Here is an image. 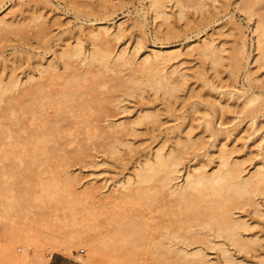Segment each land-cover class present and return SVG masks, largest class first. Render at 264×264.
I'll return each mask as SVG.
<instances>
[{"label": "rangeland", "instance_id": "rangeland-1", "mask_svg": "<svg viewBox=\"0 0 264 264\" xmlns=\"http://www.w3.org/2000/svg\"><path fill=\"white\" fill-rule=\"evenodd\" d=\"M173 1L166 0V7L164 6L166 16L157 17L154 16L149 0H0V77L4 81L11 77H17L22 82L26 81L27 83L25 82L26 84L21 86V91L19 90L21 93L25 91L27 86L29 87L30 82L27 81V78L30 75L35 81H42L43 78L38 77L39 72L49 62L53 65L52 69L63 74V76L75 68H79L81 72L88 68L86 64L79 62L77 57L62 60L60 52L80 40L85 54H87L92 46L88 36V31L92 27L110 25L117 28L120 24L119 37L110 36L108 42L111 44H107H110L112 51L118 53L124 49L126 55H132L130 57L135 58L132 59L133 62L123 64V66L121 61L111 62L110 66L114 70H110L108 75L104 77V80L107 81L99 80L104 84L98 82L99 86L93 85L97 90L92 91L94 93L92 94L94 97L90 99L92 102L86 96H83L84 101L81 96L84 90L91 92L93 86L91 85L92 87L89 86L91 88L86 89V83L89 84V82L83 78L80 80L84 84L80 80H78L80 85L77 84L79 91H77L78 97L77 95L75 97L79 100L76 101H84L85 103L88 100L89 103L91 102L90 110L94 108L100 114H97L95 110L91 111V113H96L90 119L96 116L98 120L94 119L97 121L93 120V122L99 125L100 129L104 130L103 127H106L107 132H111L112 127H115L116 130L113 129L116 132H114V137L120 139L115 144L117 140L115 141L113 137L104 139L101 133H97L99 130L96 129L97 137L94 136L95 139L93 138L92 141L97 139V142L103 144L106 141L105 145H108V141L114 140L112 143L117 147L114 152L107 149L108 146L105 145L93 147L91 140L87 142V149L82 152L75 143L72 145L63 142V137L62 142L65 147L60 145L62 147L60 149V146L57 145L59 147L53 149L55 144H50L48 146L50 149H47L52 150L48 153L50 155L53 153V157L50 155L48 157V153L43 154L47 155L48 158L39 155L35 159L36 163L32 159L35 165L29 161L31 156L24 153L20 154L19 151V153L17 152L20 154L19 158L15 156L17 153L15 155L8 154L10 152L7 153L6 160L3 158L5 156H0V159L3 158L0 160V170H2L1 172L6 171L5 176L0 174V177L2 176L0 181L3 184L0 185V189L3 192L6 191L4 193L6 196L11 193L10 197H1L2 207L10 204V202L14 204L16 200L23 201L20 205L22 207L15 205L18 209L15 206L14 209L12 207L7 211H4L2 207L0 208V217H2L0 220V264H15L17 263L15 261L16 256H19V259L26 258L28 264H48L49 254L55 253L64 255L78 264H154V253L151 254L153 252L151 248L153 249L152 238L157 236V232L154 233L151 227L154 226V223L162 220L165 222L164 219L169 218L167 216L166 218L160 217V207L154 208L157 205L160 206V202H155L157 203L155 204L147 198H141L142 201L138 199L133 201L134 199L131 198L132 200L129 201L135 204L132 203V205L129 202L123 205V208L129 212H134L137 209L141 213L146 211L147 215L144 213L147 217L146 223L151 225L148 228V233H153L152 237H149L151 242L149 239L147 240V244L150 243L151 245L143 243V248L141 247V252H139L141 254L133 257H128L117 249L108 250L104 247L95 246L92 239L80 236L79 228H82V224L78 225V222L87 216L86 211H84L87 206L93 203V205H98L102 202L105 194L113 190H121L122 183L127 179L135 180L136 169H139L143 160L152 156V153L159 146L167 153L171 148L175 149L181 145L178 141L182 142L188 137L196 140L198 144L200 143L201 146L194 145L184 155L183 165L179 172L180 176L175 181L178 183H181L185 176V165L192 166L196 160L207 163L205 167L207 170L214 169L219 161L220 149H226L229 160L241 161L246 175L255 169L254 164L260 163L264 168V116L258 118L257 126L260 130L254 132L253 128L242 117H234V112L240 109L239 103L242 98L239 100L227 93L231 89L237 90L246 86L245 73L246 69L249 68L251 79L257 78L258 80V82L253 80L252 83L249 81L251 86L264 98V62H259L261 59L258 60V49L255 47L256 33L253 29L256 16L249 18L250 20L247 18L244 9H242L245 5L244 0H215L214 2L204 0L205 5L201 9L196 10L193 6L187 5L182 14L179 13L178 5L175 6ZM254 6H256V10L259 8L257 13H264V0H259ZM4 23L14 26L17 30L12 26L5 28L6 24ZM41 26L46 28L47 33L39 32ZM18 29H22L25 36ZM14 30L19 31V35ZM239 32L241 33L239 34ZM238 35L244 37L246 56L239 69L236 70L228 65L226 59L211 67L209 59L199 54L195 49L203 41L212 40L214 45L224 47L225 50L222 54L225 56L229 49L231 50V46H234V41ZM151 49L175 51L176 56L168 62L167 68L168 70L176 68L185 74V80L177 91V96H170L161 91L154 92L147 85H143V89L138 91L127 89V87L112 90L111 84L114 83L112 82L114 81V72L112 71L120 72L121 70V75L128 74L130 69L136 67V64L139 65L138 63ZM64 62L74 65L72 66L74 68H65ZM91 68L94 67L91 66ZM89 75L92 74L89 73ZM83 76L84 78L85 76L88 77V74L85 73ZM31 83L33 82L31 81ZM86 91V94L83 95L92 96ZM9 95H17V92ZM99 97L106 98L101 100ZM94 98H97L98 101ZM99 103L101 106L98 107ZM206 108H217L219 111L222 109V112L216 114V117L222 119L223 125L218 126L217 123H214L215 131L212 135L202 131L201 126L198 125L201 121L199 120L200 116ZM88 110H85L87 114L89 113ZM145 112L155 113L156 121L141 119L139 122L138 117ZM17 113L10 116V119L14 118L15 122L12 119L7 120L6 124L9 122L10 127H8L11 129L12 127L16 128L15 123H18L15 120V116H18ZM91 113L89 114L91 115ZM96 114L100 117H97ZM96 127L98 128V126ZM78 129L72 132L82 139V135L85 133H81L82 128ZM66 137L69 138V136ZM73 147L78 150L70 149ZM194 151L198 153V156L192 158ZM55 154L56 157H54ZM187 157L191 160L188 161ZM31 162L32 164L29 165ZM2 165L5 167L4 170L1 168ZM55 172L57 173L55 180L57 183L60 181L59 189L54 187L41 191L39 186L43 181L45 184H52ZM26 175L29 180L25 179L27 178ZM136 185L134 183L132 186ZM29 188L33 191L31 192ZM26 189H29L28 192L31 194L36 191V195H30L32 196L31 199L28 195L22 200L19 197L20 191H27ZM75 192L81 194L80 199ZM24 198H27V202ZM165 199L171 198L166 197ZM6 202L9 203L6 204ZM25 205L27 206L24 207ZM251 205L245 204L231 210L234 217H239L240 220L243 219L248 223L249 230L243 231V235L255 239L253 247L249 251L243 252L225 242L229 251L232 252V258L228 260L218 248H209L204 245L207 255L205 264H264V200H261L259 211H255L254 206ZM89 207L91 208V206ZM184 212L182 211L181 217L178 218L184 221L185 226L194 225L195 222L188 218V215L191 214L189 209ZM188 212L189 214H186ZM82 213L85 214L84 217H82ZM87 218L89 217L87 216L84 221L88 226L91 222ZM19 230H27L33 234V237L28 242L16 241L12 244L13 252L17 254L15 256L10 252L11 243H9V239L11 234ZM76 231L78 234H74ZM89 232L92 234V231ZM214 240L221 241V239L216 238ZM24 243H29L25 250L21 249ZM146 246L151 247L150 249L148 247L147 250Z\"/></svg>", "mask_w": 264, "mask_h": 264}, {"label": "bare ground", "instance_id": "bare-ground-1", "mask_svg": "<svg viewBox=\"0 0 264 264\" xmlns=\"http://www.w3.org/2000/svg\"><path fill=\"white\" fill-rule=\"evenodd\" d=\"M165 1L166 0H149V5L153 9L154 16H166V11L164 9L166 3ZM211 1L214 2L215 0ZM244 1L245 5L242 9H244L247 18L249 19L253 16H256L254 20L255 27L253 28L254 32L256 33L255 47H257L258 49V60L261 59L259 62H264V13H257L259 8L258 10H256V6H254L259 0ZM173 2L175 6L178 5V11L180 14H182V12L184 13V7L187 5L193 6L196 10L201 9L202 6L205 5L204 0H174ZM7 26L11 27L12 25L6 24L5 28ZM15 29L17 30V28ZM40 29V33H47L46 28L42 27ZM18 30H21L20 32L22 33V35L25 36L22 29ZM20 32L18 31L16 33L19 35ZM120 32V24L117 26V28L110 25L99 26L98 28L92 27L88 31V36L91 40L92 46L90 50L87 51V54H85V50L83 49L80 40L77 41L73 46H69L67 49L61 50L60 58L62 60H69L70 58L72 59L73 57H77L79 62L87 65L86 67L88 68H86L84 71L82 70V72L79 68H75L68 72L66 76L64 75V77L63 74L59 73L55 69H52L53 65L49 62L42 68V70L40 69L41 71L39 72L38 77L40 79L43 78L44 80L42 79V81H35L34 79H32L33 76L30 75L27 78L28 80L26 79L28 82H30L29 87L26 85L27 88L23 93L20 92V89L23 84L27 83L26 81L22 82L17 77H11L10 79L8 78L7 81H4L0 77V156H5L3 157L4 160H6V155L8 152H10L8 154L15 155V153H17L18 151L20 152V154L24 153L31 156V159H28L29 161H32V159L35 160L36 157H39V155L46 157L47 155L43 154H47L49 151L52 152V150H48L50 149L48 148L50 144H55V148L53 149H56V147H59L60 145H63L65 147L63 142L72 145L73 143H75V145L78 146V149L80 148L82 152L87 149L86 146L88 145L87 142H89V140H91V144L93 143V147H101V145L104 146L106 141L104 142V144L100 143L99 141L97 142V139L96 141H92L93 138L95 139V137H97V133H101V136L104 139H106L107 137H113L115 141L117 140L115 143L117 144L118 140L120 139L118 137H114V130H116L115 127H112L111 132H107L105 130L106 127H103L105 128L104 130L100 129L99 125L95 123L98 120L96 116L95 118L92 117V119H90V117L92 115H95V113L98 111L94 108L90 110V103L92 102L90 99L94 97L92 95L94 94L92 93V91L97 90L96 88H94V86H99L97 84L98 82L101 83V81L99 80L105 81L106 79L104 80V77L108 75L107 73L110 70H114L111 68L112 66H110V64H112L111 62L121 61L123 66V64H130L133 59L131 58L132 55H130L131 57L129 55H126L124 49H121L118 53H116L112 51L113 49L110 48L111 43L108 42L109 37H119ZM240 33L241 32H239V34ZM6 34L7 33L5 32V35ZM24 36L21 37L24 38ZM234 42L236 44L234 43V46H231V50L229 49L227 55L225 56L222 54L225 50L223 49L224 47H218V45H214L212 40L203 41L200 45H197L195 49L199 54L209 59L211 67L215 66L218 62H222L224 59H226L228 65L236 70L239 69L242 60L245 58L246 50L244 45V37L242 35H238V38ZM175 56L176 53L173 50L167 51L160 49H151V51L141 59V63L139 62L138 66L136 64L135 68L130 69V72L128 74L121 75L120 69V72L112 71L114 72V81H112L114 83L111 84L112 90H119L121 87H127V89H136L138 91L143 89V85H147L154 92L161 91L162 93L170 96H177L176 93L180 89L181 85H183V82L185 80V74L183 72H180L176 68L168 70V62ZM255 60L257 61V59ZM64 65L65 68L68 69H70L69 67L74 66L70 65L68 62H64ZM91 66H93L94 68H91ZM82 73L83 75L87 73L88 77L85 76L84 78ZM89 73L92 75L90 76ZM82 78L86 82H89V84L85 82L87 85V87L85 86L86 89H89L94 85L92 87V90L90 89L91 92L87 90L88 93H91L89 95H92L88 96L90 98H88L87 95H83L86 90L83 91L84 93L80 90L83 93L82 96H80L82 98L83 96H86V98L91 101L90 103L88 102V100H86L87 102L84 103L85 98H83V102L76 101L78 99V86L80 85L78 84V80ZM253 80L254 79H251L249 68H247L245 73L246 86L237 90H235V88L231 89V91L227 90V93H229L231 97L234 96L238 99L242 98L241 102L239 103L240 109L234 112V117H242V119L245 120L246 123H248V125L251 126L253 128V131L255 132L260 130V128L257 126L258 118L264 116V98L262 97L261 93H257L255 90H253L251 86ZM255 80H257V78ZM31 81L33 83H31ZM80 82L82 83L81 80ZM255 82H258V80ZM260 85L262 87V83ZM13 92H17V95H9L10 93L13 94ZM76 95L77 97H75ZM82 98H80V101H82ZM99 98L102 100L104 97ZM95 99L97 100V98H94V100ZM88 104H90L89 107ZM99 105L100 103L98 104V107ZM87 109H89V113L94 110L96 112H92L91 115L88 113V115L87 111H85ZM82 111L86 112L84 113L85 115ZM220 111L222 112V109ZM220 111L217 110V108H206L204 110V113L201 114V118L199 119L201 121H199L198 123V125L201 126L200 128L202 129V131L208 132L210 135H212L213 131H215V128L213 126L214 123H217L218 126L223 125L222 119H217L216 117V114L220 113ZM16 112H18V116H15V120H17L19 124L15 123L16 128L12 127L11 129L8 125L9 122L8 124L6 123L7 120L12 119H10V116ZM97 114L99 113L97 112ZM99 115H97V117ZM139 117V122L141 119H145L147 121L151 120L153 122L157 118L155 113L150 112H145V114H142ZM13 119L12 121H14ZM93 120L95 122H93ZM92 123H95L96 125ZM12 124L14 125V123ZM96 126H98V128ZM78 128L84 131L81 132L82 134L85 133V136L82 135V139L80 138V136L78 137V135H75L74 132H72L74 130H77ZM130 128L132 127L130 126ZM96 129H98L99 131H95ZM66 136H69V138L67 139ZM63 137L64 141L62 142ZM114 140H112V142H114ZM108 142V145L105 146H108L107 149L114 152L117 147L114 146L115 144H113L111 141ZM178 143H181V145L175 147V149L171 148L169 152L167 151V153L163 151L161 146H159L152 153V156L146 157L143 162L141 160L142 163H139V169H136L137 173L135 180L132 181L127 179V181L122 183V187L118 186L121 187V190L119 189L120 191L113 190L108 194H105L102 202H100L98 205H93V203V206L91 204L89 205L91 206V208L87 206L86 210L84 211H86L85 214L87 213V216L89 217L87 219L91 223L88 226L87 224H85L86 222L84 220H86L87 216H85V219L82 218L84 217L83 215H85L83 214V211L81 221L78 220V225L82 224V228H79L80 236L92 239L95 242V246L97 247H104L108 250L117 249L125 253L128 257H133L137 254H141L139 252H141V247L143 248V243L147 244L148 239L151 242L150 238L153 235V233H148V228L151 227V225L146 223V211L144 212L146 215L144 213H141L140 211H137V208V210H134V212H129L128 210H125L123 208V205L129 203V200L131 198L134 199L133 201H136L135 199L142 201L141 198H147L152 203L160 202V206L157 205L156 207H154H160V217H169L164 219L166 223L162 220L161 222L159 221L157 223H154V226L151 227V229L154 230V233L157 232V236H153L155 239L152 238L153 249L151 248V250L153 252L150 251L151 254L154 253V256L152 255L154 257V264H205L207 262V255L204 250L205 246H208L209 248H218L221 251L220 253L225 256L226 259L230 260V258H232V252L229 251V248L227 247V245H225V242L229 243V245H231L238 251H249L253 247L255 239L247 238V236L243 235V231L248 229V223H246V221L243 219V221L240 220L239 217H234L232 210L241 205L244 206L245 204H252L251 206H254L255 211L258 210L261 204V200H264V168L262 164H254L255 169L251 171L249 175H246L244 173V167L242 166L241 161H233V159L232 161L229 160L230 158L228 159L227 157V152L225 151L226 149H220V153H218L219 161L214 169L209 171L205 168L207 166V163L196 160V162H193L192 166L185 165V176L182 182L178 183L175 181L180 176L179 172L181 166L183 165L182 162L184 159V155L188 153L190 148L194 145H200V143L198 144L196 140L194 141L190 137L183 140L182 142L178 141ZM61 148L62 147L60 146V149ZM70 149L73 150L75 148L73 147ZM18 153L15 156L18 157L20 155ZM49 155L50 154L48 153V157ZM52 155L53 153L50 156ZM56 156L57 155L55 154L54 157ZM197 156L198 153L194 151L192 158H195ZM3 158L1 159L3 160ZM187 159L188 161L191 160V158L188 157ZM32 162L29 163V165L32 164ZM34 162L36 163V160ZM1 168L3 170L5 169L3 165ZM1 171L2 170H0V172ZM5 172L6 171H3L0 174H3L2 176H5ZM36 174L38 173L36 172ZM56 175L57 173L52 180V184H45L43 181L41 186H39L41 191L48 190L54 187H57V190L59 189L58 184L60 183V181L59 183H57V181L55 180ZM26 177L27 178L25 179H28L27 175ZM134 183H136L137 185L132 186ZM1 184L2 182L0 183V185ZM29 189H26L27 191H20V194L19 192H17L20 195H18L20 199L23 200V197H28V195L31 199L32 196L36 195V191H34L35 194H31L33 189H30L31 192H28ZM1 192L0 199L1 197L6 196L4 195L6 191ZM10 194H8V196L6 197H10ZM15 195L17 196V194ZM76 195L78 196L79 193H76ZM67 196H69L68 193ZM77 196L75 198H77ZM80 196L81 194L78 196V199H80ZM166 197H170L171 199L166 200ZM258 197H260V199H258ZM24 199L27 202V198ZM78 199L76 200L78 201ZM21 202L20 200H16L14 204H11V202L10 204H8L9 202H6V204L8 205L2 207L3 203L0 201V208L2 207L4 211H7L12 209V207L14 209L15 205L17 207L22 205ZM132 203L135 204L134 202H130V204ZM26 206L27 205H25L24 207ZM188 209L191 213L190 215H188V218L190 219V221L192 220L195 223L194 225L189 224L188 226H185L184 221L178 217L180 216V213L182 211L184 212ZM189 212L186 214H189ZM1 218L2 217H0V220ZM148 218L150 217L148 216ZM89 231H92V234ZM74 234H78L77 231ZM147 234L148 236H146ZM32 237L33 234L27 230H19L18 232L16 231L11 234L9 239V243H11L10 252L15 254L16 256L17 254L13 252L14 250L12 249V244L16 241L28 242V240H30ZM215 238L221 239V241H215ZM27 244L29 243H24V245L21 246V249L25 250ZM148 244L151 245L150 243ZM16 248L18 247L16 246ZM51 255L52 254H49V258ZM19 258V256H16L15 258V261L18 264H28L26 258Z\"/></svg>", "mask_w": 264, "mask_h": 264}, {"label": "crops", "instance_id": "crops-1", "mask_svg": "<svg viewBox=\"0 0 264 264\" xmlns=\"http://www.w3.org/2000/svg\"><path fill=\"white\" fill-rule=\"evenodd\" d=\"M48 264H78V263L72 261L71 259L65 257L64 255L55 253L50 257Z\"/></svg>", "mask_w": 264, "mask_h": 264}]
</instances>
